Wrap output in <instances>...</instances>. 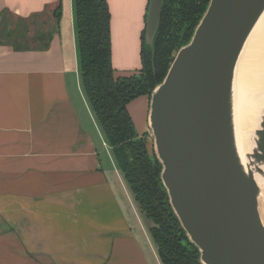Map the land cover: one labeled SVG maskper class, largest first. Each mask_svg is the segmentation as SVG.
Wrapping results in <instances>:
<instances>
[{
	"label": "crops",
	"instance_id": "1",
	"mask_svg": "<svg viewBox=\"0 0 264 264\" xmlns=\"http://www.w3.org/2000/svg\"><path fill=\"white\" fill-rule=\"evenodd\" d=\"M63 1L0 0V26L10 16L26 21L54 15ZM108 2L115 69L135 65L136 71L150 0ZM129 26L140 53L118 64L117 38ZM62 37L53 30L47 48L19 50L0 35V264H156L132 237L106 183L93 120H84L90 118L79 84L76 91L65 77ZM149 103L141 96L129 104L135 124L139 111L148 122Z\"/></svg>",
	"mask_w": 264,
	"mask_h": 264
},
{
	"label": "water",
	"instance_id": "2",
	"mask_svg": "<svg viewBox=\"0 0 264 264\" xmlns=\"http://www.w3.org/2000/svg\"><path fill=\"white\" fill-rule=\"evenodd\" d=\"M164 0H150L153 50ZM264 0H210L150 96L148 124L170 204L202 264H264V106L242 150L237 72Z\"/></svg>",
	"mask_w": 264,
	"mask_h": 264
},
{
	"label": "trees",
	"instance_id": "3",
	"mask_svg": "<svg viewBox=\"0 0 264 264\" xmlns=\"http://www.w3.org/2000/svg\"><path fill=\"white\" fill-rule=\"evenodd\" d=\"M209 1L164 0L154 49H146L145 27L141 68L125 76H117L113 67L108 0L73 1L83 91L134 200L152 222L150 234L162 264L202 263L198 248L172 209L153 143L149 145L145 135L136 131L128 105L141 96L150 98L165 78L176 51L192 38ZM62 9L60 4L55 10L54 33L60 29Z\"/></svg>",
	"mask_w": 264,
	"mask_h": 264
},
{
	"label": "rangeland",
	"instance_id": "4",
	"mask_svg": "<svg viewBox=\"0 0 264 264\" xmlns=\"http://www.w3.org/2000/svg\"><path fill=\"white\" fill-rule=\"evenodd\" d=\"M74 0H72L73 2ZM56 10V9H55ZM54 10V13H55ZM148 11V9H147ZM54 15L47 13L43 14L40 17L33 18L31 20L24 21L23 19L16 20L14 17H8L6 20L4 19L3 27L0 26V35L1 40L4 43L13 44L15 47L20 49H40L47 44L51 40V36L53 35V19ZM49 20V21H48ZM50 20L52 21V26L50 27ZM9 22V23H8ZM11 26H10V25ZM9 26V31H7V27ZM13 26V27H12ZM16 28H20V31H16ZM60 30L62 42H63V63L65 66V77L67 75L69 78L73 80L74 88L76 91L79 90L78 84L80 87L81 97L82 98V108L84 113L90 118L88 120L84 119L86 123L93 120V128H95V133L98 138V145L103 153L101 158L104 161V169L102 173L106 178V183L111 187V190L115 193V199H118L120 208L123 215L126 217V221L129 223L130 232L133 238L139 241L144 254L149 257L153 262H159V255L157 252V247L151 237L150 227L152 226V222L145 217V215L140 211L136 201L134 200L132 193L130 192L125 180L122 175L119 167L116 165L114 160L112 151L108 145L105 134L103 133L100 125L96 122V118L94 114H92V110L88 105V99L84 95L82 78H81V65H80V54L77 43V35H76V22H75V7L74 3L71 4L70 0L63 1V10L60 21ZM130 26L124 29H121V33L123 37L117 38L120 40L121 48L120 52L116 54L117 63L123 64L128 62V55H131V59L136 55L139 56L140 49L135 48V41L137 39L135 34H129ZM142 35V34H141ZM14 36V37H13ZM16 36V37H15ZM142 39V38H141ZM49 46V45H48ZM126 57V58H125ZM125 58V59H124ZM135 60H133L134 64ZM136 63V62H135ZM134 66L126 69H119L118 67L115 69V65L113 62V67L115 71L119 73H127L134 71ZM122 71V72H121ZM78 89V90H77ZM79 96V95H78ZM136 106H131L130 109L134 113ZM130 111V110H129ZM137 112V111H136ZM141 112H138V115H135L136 124L135 129L140 135H145L148 140L147 143L152 145L153 137L152 132L149 127L148 122L145 123V117L142 118L140 115ZM92 116V117H91ZM95 126V127H94ZM110 159H109V158ZM111 160V161H110ZM100 161V160H99ZM100 167V166H99ZM159 264V263H158Z\"/></svg>",
	"mask_w": 264,
	"mask_h": 264
},
{
	"label": "bare ground",
	"instance_id": "5",
	"mask_svg": "<svg viewBox=\"0 0 264 264\" xmlns=\"http://www.w3.org/2000/svg\"><path fill=\"white\" fill-rule=\"evenodd\" d=\"M264 106V19L250 37L237 72L236 121L243 151Z\"/></svg>",
	"mask_w": 264,
	"mask_h": 264
},
{
	"label": "flooded vegetation",
	"instance_id": "6",
	"mask_svg": "<svg viewBox=\"0 0 264 264\" xmlns=\"http://www.w3.org/2000/svg\"><path fill=\"white\" fill-rule=\"evenodd\" d=\"M131 102H132V101H131ZM131 102H130V103H131ZM130 103H129V104H130ZM128 106H129V105H128ZM132 117H133V116H132ZM133 120H134V119H133ZM134 123H135V122H134ZM139 134H140V133H139ZM108 145H109V144H108ZM109 147H110V150L112 151V148H111V146H110V145H109ZM112 154H113V153H112Z\"/></svg>",
	"mask_w": 264,
	"mask_h": 264
}]
</instances>
